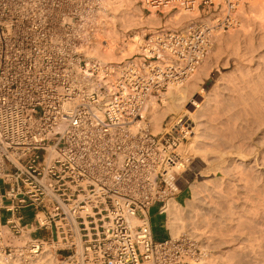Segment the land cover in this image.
I'll use <instances>...</instances> for the list:
<instances>
[{"label": "built area", "instance_id": "2783aa9c", "mask_svg": "<svg viewBox=\"0 0 264 264\" xmlns=\"http://www.w3.org/2000/svg\"><path fill=\"white\" fill-rule=\"evenodd\" d=\"M248 1L142 0L160 17L197 16L155 27L112 63L89 51L102 0H0V264L199 260L191 234L158 239L150 214L179 203L191 127L180 118L153 134L148 110Z\"/></svg>", "mask_w": 264, "mask_h": 264}, {"label": "rangeland", "instance_id": "374dc122", "mask_svg": "<svg viewBox=\"0 0 264 264\" xmlns=\"http://www.w3.org/2000/svg\"><path fill=\"white\" fill-rule=\"evenodd\" d=\"M108 1L109 0H104L102 8H100L99 11L105 10L107 11L106 13L108 16L110 15V17H113H108L111 22L107 21L105 26L110 29V25H112L113 33L116 32L115 34L117 35H115V37L119 38L117 39L119 44L126 42V45H134L132 47L133 50H130L129 54L126 55L127 57H130L133 53L138 51V45L142 42L144 34H147L158 26L165 25L173 27L174 24L168 21L169 18L171 19V16L173 17V21H175V19L177 21L180 18L178 23L188 19L190 16H197V12L195 11V13H186V15L182 16L177 12H173L170 14V17H160L154 13L152 14V12L149 13L147 9L143 7L142 0L129 1V5L127 4L128 6L124 5V0L121 2L123 3L122 5L120 3L121 0H110V4H108ZM256 4V0H249L247 3L241 5L236 13L235 24L224 31L219 30L215 32L214 45L218 46L217 49L215 48V50H212L214 47L213 45L211 50L215 52L213 53L209 50L201 64L192 73L194 77L192 76L190 78L189 76L183 82V84H191V82L197 81L189 88L191 92L194 90L197 94L193 95L194 92H192L188 95L187 93L183 101L184 103H181L180 105L179 111L168 115L163 119L161 132H153V134L163 133L166 126H169L172 122L180 118L186 120L190 127L192 125L195 126L197 120L189 116L190 114L187 112L192 111L196 117L199 115L201 124L207 127L206 138H203L201 143L206 146L210 145L218 152H225V155L224 152L222 153L224 156H221L222 159L214 167V169L218 168V173L210 171L208 166L205 165V162H203L202 154H200L199 151L203 148L202 145H200L201 143L199 144V146H201L198 148L199 150L196 149L198 153L195 152L196 150L190 152L186 150V145L191 142L190 136H192V134H188L187 139L182 142L179 148L180 153L185 160L184 169L179 173V187L180 190L184 187L188 188L189 195L185 198V189L177 195V200L181 202L177 203L174 201V218H169L170 215L168 212L167 216H165V214H156L158 205H155L150 210L154 226V234L158 239L164 237L161 224L163 225L162 228L164 232H168V235L171 237H177L184 231L189 232L187 230L190 226H192L194 231L196 230L203 234V236L209 235L211 237L212 241L211 244H209V247L206 245L204 246L203 244L201 245L199 242L200 258L194 264H201L203 261L208 262V264H264V174L259 175L254 172V167L252 173V168L243 170V166L241 168L240 164H238L239 161H236V157H233V154H231V152L234 154L249 153L248 160H252L256 154L258 160L260 159V163H262V165L264 164V154H261L263 146L258 144L261 141V132H264V98L261 99L264 97V82H262L264 81V69H258L253 76H250V78L252 77V79H250L252 83H250V81H248L249 79L244 75H232V73H230L232 68L230 67L229 69L228 66L226 67L224 65V60L232 51H239L242 53L246 50L248 53L247 55H251L253 54V48L259 46V48L254 49V51L257 50L258 52L263 50L264 52V44H261L264 43V29H261L259 25L261 22L256 20L258 14H256V12L255 14L252 13L254 11H257L258 13V6ZM114 5L116 8H114ZM150 11H152V9H150ZM167 11L168 9L165 10V12ZM120 13L124 14L120 15ZM116 16L119 19H116ZM258 18L260 19L259 16ZM154 20L158 23H154ZM113 33L111 32L107 35L113 36ZM111 36L107 40H112V38H114V36L112 38ZM260 47H262V50ZM124 58L126 57L124 56L123 59ZM245 62L240 61L242 64L239 63L241 67H247L250 65V63L248 64ZM223 74L228 76H225V80L222 79ZM193 78H195V80H193ZM243 78L246 80L244 81ZM255 78L259 81L258 83L263 86V90L261 88L259 90V84L253 82ZM221 81L224 85H219ZM222 86L223 89H220ZM249 87L250 89H248ZM255 88L257 92L262 91L255 94L256 91H253ZM243 90L248 92L246 93ZM250 93L253 94V96L257 95V98L250 95ZM162 95L160 99H162ZM260 99V102L255 101ZM192 102H199L197 108ZM202 102H204V106H202ZM260 103L263 104L261 105ZM154 104H156V107L163 109L161 101H158L157 103L154 102ZM260 108L263 109L261 110ZM258 109L260 111H258ZM262 138L264 137L262 136ZM252 147L253 151L251 150ZM182 149L186 150V152ZM231 164L232 167L234 166L233 168L231 167ZM235 166L238 168H235ZM227 167L228 170H231L232 175L234 174V176H236H233L234 179L231 177L232 175L229 177L222 173L224 170L225 172L227 171ZM230 170L227 171L229 174H231ZM219 177L221 178L219 179ZM229 181L234 184L232 183L231 185ZM201 184H205L206 186ZM193 192L197 193V195L200 194L204 201L211 203L212 207L214 206L213 208L215 209L212 211L213 213L203 211L198 205H196V199L195 196H193ZM171 203H173V201ZM171 222H174V224L178 226V229L176 228L175 231H170L169 227ZM238 222L242 224L239 225ZM168 235L166 234V237ZM215 242L219 244V246L217 244L214 245ZM223 251L225 253H222Z\"/></svg>", "mask_w": 264, "mask_h": 264}, {"label": "bare ground", "instance_id": "6f19581e", "mask_svg": "<svg viewBox=\"0 0 264 264\" xmlns=\"http://www.w3.org/2000/svg\"><path fill=\"white\" fill-rule=\"evenodd\" d=\"M110 1V0H109ZM108 1V4H110V2ZM116 1V0H115ZM123 0H121L120 1V3L122 2ZM125 2V4L124 5H127L128 3H129V1H132V0H124ZM257 1V8H258V13H257V11H254V12H252V13H254L255 14V12H256V14H258V16L260 17V19L258 18V16H256L255 18H256V20H259L261 23L259 24L260 25V27H261V29H264V0H256ZM103 2H104V0H102V4H103ZM107 4V5H108ZM123 3H121V5H122ZM133 4H135V3H133ZM251 4V3H250ZM129 5V4H128ZM127 5V6H128ZM115 6V5H114ZM114 8H116V6L114 7ZM105 9V8H104ZM106 9H107V7H106ZM112 9H113V6H112ZM107 11H105V10H100V11H98V16H97V18L99 19V25H98V27L96 28V31H97V35L98 36H96L95 37V39L93 40V42H92V45H91V47H90V49H89V51H90V53H91V55H93V56H95L96 58H98L99 60H102V61H106V62H112V63H117V62H119V61H121L122 59H123V57L125 56V57H127L126 55H128L129 54V51L131 50H133V46H129V45H126V42H122V43H120L119 44V41L117 40V39H119V38H117V37H115V33L116 32H114L113 33V28H112V25H110L111 26V28L109 29V28H107L105 25H106V23H107V21H109V22H111L110 20H109V18L108 17H110V15L108 16V14L106 13ZM152 12V14L154 13V10H152L151 11ZM244 12V11H243ZM251 12V11H250ZM117 13H119V12H117ZM195 13V12H194ZM124 13H120V15H123ZM118 15V14H117ZM252 16H254V15H252ZM117 17V16H116ZM121 17V16H120ZM152 17V16H151ZM170 17V16H169ZM177 17V16H176ZM175 17V18H176ZM251 17V16H250ZM110 18H113L112 16L110 17ZM174 18V19H175ZM116 19H119L118 17L116 18ZM121 19V18H120ZM151 19V18H150ZM173 19V17L171 16V19L169 18L168 19V21L170 22V23H172V24H176V23H178V21H179V19L176 21V19H175V21H173L172 20ZM253 19V18H252ZM106 20V21H105ZM171 20V21H170ZM152 21V20H151ZM155 21V20H154ZM158 21V20H157ZM258 21V22H259ZM154 23H158V22H154ZM153 23V24H154ZM173 25V26H174ZM113 33L114 35V38H112L113 36H111V35H107V34H110V33ZM111 36V38H112V40H107V39H109V37ZM117 36V35H116ZM99 38L100 39H102V41H104V44H102V43H100V41H98L99 40ZM110 38V39H111ZM113 39H115V40H113ZM214 41L215 40H213V43H212V46H211V48H210V50L212 49V47H213V45H214ZM260 41H262V40H260ZM216 43V42H215ZM248 43V42H247ZM261 43V42H260ZM261 44H264V43H261ZM216 46V47H215ZM254 46V45H253ZM257 46H258V44H257ZM217 45H214V47H213V49L212 50H215V48L217 49ZM255 47V46H254ZM263 47V46H262ZM262 47H260V49L262 48ZM256 48H259V46L258 47H256ZM256 48H253V52H252V49H251V52L253 53V54H251V55H247L248 53L246 52V50L244 51V52H235V51H232V52H230L228 55H227V57H226V59L224 60L225 61V66L227 67L228 66V68L230 69V67L232 68V71L230 72V73H232V75L233 74H235V75H237V74H240V76H242V75H244L246 78H248L249 80L248 81H250V79H252V77L250 78V76H253V74H255L256 72H257V70L258 69H264V52H263V50L262 51H258L257 52V50L256 51H254V49H256ZM248 49V48H247ZM264 49V48H263ZM211 50V52H215V51H212ZM249 51H250V49H249ZM255 52V53H254ZM131 53V52H130ZM238 56V57H237ZM245 57V58H244ZM240 61H246L245 63H250V65L249 66H247V67H245V66H243V67H241V63H240ZM241 65H240V64ZM201 64V63H200ZM245 65V64H244ZM193 76V74L192 75H190V78ZM228 77L227 75H225V74H223L222 75V79H224V78H226V77ZM243 76V77H244ZM194 77V76H193ZM196 77V76H195ZM199 77V76H198ZM244 77V78H245ZM238 78H239V75H238ZM242 78V77H241ZM243 78V79H244ZM258 78V77H257ZM254 79V78H253ZM193 80H195V78H193ZM196 80H197V78H196ZM225 80V79H224ZM231 80H233V79H231ZM246 79H244V81H245ZM255 80L257 81V79L255 78ZM253 81V82H255L256 84L259 82V81ZM259 80V79H258ZM188 81V80H187ZM190 81H191V79H190ZM236 81V80H235ZM234 81V82H235ZM238 81H239V79H238ZM247 81V82H248ZM197 81H193V82H191V84H189V83H182V84H179V85H169L168 87H167V89H166V91L164 92V94L162 95L163 97H162V99H161V103H162V106H163V109H160L159 107H156V104H154V102L155 101H152L151 103H150V108H149V110H148V119H149V122H150V125H151V127H150V131L153 133H158L159 131L161 132V129H162V127H161V124H162V121H163V119L166 117V116H168V115H171V114H174V113H176V112H178L179 111V109H180V105H181V103H184L183 101H184V99H185V97H186V94L188 93V95H189V93L191 94L192 92H194V90L191 92L190 91V87H192L195 83H196ZM237 82V81H236ZM242 82V81H241ZM262 82H264V81H262ZM250 83H252L251 81H250ZM224 85V83H222V81L220 82V84L219 85ZM238 84V83H237ZM242 84V83H241ZM259 84V83H258ZM236 85V84H235ZM249 85V84H248ZM253 85V84H252ZM251 86V85H250ZM259 87V90H260V88L262 89L263 88V86L262 85H258ZM262 86V87H261ZM252 87H254V86H252ZM251 87V88H252ZM257 88V89H258ZM220 89H223V86L220 88ZM238 89V88H237ZM240 89V88H239ZM248 89H250V87L248 88ZM263 90V89H262ZM261 90V91H262ZM190 91V92H189ZM232 91V90H231ZM234 91V90H233ZM244 91V90H243ZM254 92L256 91V93L255 94H257L258 92H257V90H256V88H255V90H253ZM252 91V92H253ZM260 91V92H261ZM239 92V91H238ZM244 92H246V91H244ZM248 92V91H247ZM246 92V93H247ZM259 92V93H260ZM264 92V91H263ZM197 94V92H194L193 93V95H196ZM262 94V93H261ZM237 95V94H236ZM248 95V94H247ZM250 95H252L253 96V94H251L250 93ZM260 95V94H259ZM263 95V94H262ZM257 96V95H256ZM255 95L253 96V97H256ZM251 97V96H250ZM250 97H249V99H250ZM262 97V96H261ZM260 97V98H261ZM188 98V97H187ZM247 98V97H246ZM252 98V97H251ZM257 98V97H256ZM259 98V97H258ZM264 97H262L261 99H263ZM248 99V100H249ZM255 99V98H254ZM261 99L260 100H255V101H261ZM250 101V100H249ZM253 101V100H252ZM254 102V101H253ZM263 102V101H262ZM250 103H251V101H250ZM255 103V102H254ZM192 104L193 105H195V107L197 108V106L199 105V102H192ZM202 106H204V102H202ZM261 104V103H260ZM263 104V103H262ZM261 104V105H262ZM257 106V105H256ZM263 107H264V104H263ZM195 108V109H196ZM261 109V108H260ZM263 109V108H262ZM261 109V110H262ZM255 110V109H254ZM251 111V110H250ZM258 111H260L259 109H258ZM190 115L189 116H191V117H193L195 120H197L196 122H195V126L194 125H192L191 126V128H190V131L188 132V134H192V136H190L191 138V142H189L187 145H186V150L188 151V152H190V151H194V150H199L198 148H200L201 146H199V144L201 143V141H202V139L203 138H206V133H207V127H205V126H203L202 124H201V122H200V117H199V115L196 117L195 116V114L191 111V112H189V111H187ZM252 112V111H251ZM264 113V112H263ZM259 114V113H258ZM262 114V113H261ZM260 114V115H261ZM187 116V115H186ZM262 116V115H261ZM199 118V119H198ZM260 118V117H259ZM264 118V117H263ZM257 119V118H256ZM264 121V120H263ZM261 122V121H260ZM259 124V123H258ZM261 124V123H260ZM263 124H264V122H263ZM167 125V124H166ZM259 126H261V125H259ZM164 130H166V129H164ZM234 135V134H233ZM208 136H210V135H208ZM262 136L264 137V132H261V141H260V143H258L260 146H263L262 147V152H261V154H264V138H262ZM210 138V137H209ZM208 139V138H207ZM250 140V139H249ZM210 142V141H209ZM256 143V142H255ZM211 144V143H210ZM200 145H202V147L203 148H201L199 151H200V154H202L201 156L203 157V162H205V165H207L208 166V168H209V170L210 171H213V172H216V173H218L217 172V169H214V167H215V165H217L218 164V162L222 159V157L221 156H224L225 155V152L224 151H222V153L224 152V155H222V153L221 152H218V151H216L215 149H213V147H211L210 145H204L203 143H201ZM205 147H204V146ZM217 147H219V146H217ZM232 148H233V145H232ZM246 149H247V147H246ZM182 150H184V149H182ZM186 150H184L185 152H186ZM197 150L195 151V152H197ZM219 150V149H218ZM252 151H253V147H252V149H251ZM256 150V149H255ZM254 150V151H255ZM195 152H194V154H195ZM247 152V151H246ZM249 152H251V151H249ZM191 153H193V152H191ZM198 153V152H197ZM196 153V154H197ZM199 154V155H200ZM231 154H233V157H236V161H239L238 162V164H240V167L242 168V166H243V170L245 169V170H248V168H252L253 170H251V173L254 171V168H255V171L254 172H256L257 174H259V175H261V174H264V164L262 165V163H260V159L258 160V156H256V154L254 155V157H253V159L252 160H248V156H249V153L247 154H234L233 152H231ZM252 154V153H251ZM260 154V153H259ZM198 155V154H197ZM262 157V156H261ZM263 157H264V155H263ZM229 160V159H228ZM233 161H234V159H233ZM235 161V162H236ZM232 162V161H231ZM233 163V162H232ZM250 163H251V165H250ZM230 165V164H229ZM234 165V164H233ZM229 167V166H228ZM228 167H227V171H229L228 170ZM231 167H232V164H231ZM230 167V168H231ZM234 167V166H233ZM232 167V168H233ZM237 166H235V168H236ZM246 167H247V169H246ZM254 167V168H253ZM238 168V167H237ZM219 169H221V168H219ZM221 170H223V169H221ZM239 170V169H238ZM242 170V169H241ZM242 170V171H243ZM225 172V170H224V172L222 171V173L223 174H225V175H227V176H229L230 177V175H232V172H231V170H230V173L231 174H229L228 172ZM241 171V172H242ZM239 172V171H238ZM234 176V174L231 176V177H233ZM263 176V175H262ZM224 177V176H223ZM223 177H222V179H223ZM234 177H236V176H234ZM234 177H233V179H234ZM260 177V176H259ZM264 177V176H263ZM221 177H219V179H220ZM226 178V177H225ZM261 178V177H260ZM217 179H218V177H217ZM221 179V180H222ZM232 179V178H231ZM239 179V178H238ZM237 180V179H236ZM228 181V180H227ZM238 182V181H237ZM236 182V183H237ZM222 183V182H221ZM224 183V182H223ZM229 183H231V185H232V183L233 182H231V181H229ZM239 183V182H238ZM237 183V184H238ZM234 184V183H233ZM201 185H204V186H206L205 184H201ZM237 186V185H236ZM202 188V187H201ZM238 188H241V187H238ZM194 193V192H193ZM193 196H195V203H196V205H198L200 208H201V210H203V211H209V213H213L212 211H214V209L215 208H213L212 207V205H211V203H209V202H207V201H204L203 200V198H201V196H200V194H198L197 195V193H194V195ZM171 202L173 201V200H170ZM168 202V205H167V211H166V213L168 212V214L170 215L169 216V218H174V208H175V206H174V201H173V203H171V202ZM178 203V202H177ZM180 205V204H179ZM232 207H233V205H232ZM239 209V208H238ZM231 212V211H230ZM264 212V211H263ZM232 213V212H231ZM231 213H230V215H231ZM202 215V214H201ZM229 215V216H230ZM222 216V215H221ZM219 217V216H218ZM218 219V218H217ZM240 220V219H239ZM200 221V220H199ZM218 221H220V220H218ZM225 221V220H224ZM238 221V220H237ZM243 222V221H242ZM260 222V221H259ZM239 223V222H238ZM242 224V223H241ZM240 223H239V225H241ZM222 226H224V225H222ZM176 228L178 229V226H176L175 224H174V222H171V225H170V227H169V229H170V231H175L176 230ZM196 229V228H195ZM187 231H189L188 233L189 234H191L198 242H200L201 243V245L203 244L204 246L206 245L207 247H209L210 245L209 244H211V237L209 236V235H206V236H203V234H201V233H199V232H197L196 230L194 231L193 229H192V226H190L189 228H188V230ZM176 233V232H175ZM175 233H174V235H175ZM215 244H217L216 242L214 243V245ZM218 246H219V244H217ZM257 245V244H256ZM255 245V246H256ZM259 249V248H258ZM245 251V250H244ZM222 253H225L224 251L222 252ZM252 253V252H251ZM42 257H44V258H46V260H48V261H50V257H51V252H50V250L49 249H46L43 253H42ZM264 260V259H263ZM243 261V260H242ZM254 261V260H253ZM246 262V261H245ZM248 263V262H247ZM257 263V262H256ZM201 264H208V262H205V261H203V263H201ZM241 264V263H240ZM258 264V263H257ZM261 264V263H260Z\"/></svg>", "mask_w": 264, "mask_h": 264}, {"label": "crops", "instance_id": "0c3cea01", "mask_svg": "<svg viewBox=\"0 0 264 264\" xmlns=\"http://www.w3.org/2000/svg\"><path fill=\"white\" fill-rule=\"evenodd\" d=\"M185 189V192H186V196H185V198L189 195V191H188V188H182L181 190H180V192L182 191V190H184ZM179 192V193H180ZM185 200V199H184ZM179 202H181V201H179ZM151 222H152V230H153V233H154V226H153V221H152V219H151ZM162 224H161V229H162V232H163V234H164V237L163 238H166V234L168 235V232L166 233V232H164V230H163V228H162ZM155 235V234H154Z\"/></svg>", "mask_w": 264, "mask_h": 264}]
</instances>
